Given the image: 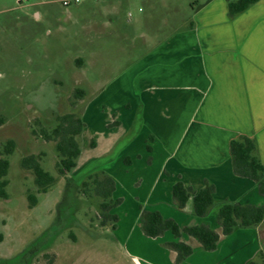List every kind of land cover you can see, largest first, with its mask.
I'll return each mask as SVG.
<instances>
[{
	"label": "crops",
	"instance_id": "crops-1",
	"mask_svg": "<svg viewBox=\"0 0 264 264\" xmlns=\"http://www.w3.org/2000/svg\"><path fill=\"white\" fill-rule=\"evenodd\" d=\"M238 1L194 0L188 20L160 40L148 38L145 52L90 97L82 116V135L97 140L92 149L124 145L117 169L103 171L116 183L114 199L123 200L112 212L119 218L113 232L136 264H176L165 246L173 242L193 250L181 264H250L262 253L264 222L229 236L218 222L225 203L264 207L259 183L235 173L231 153V142L247 137L264 166V0L231 15ZM178 182L193 194L215 187L208 216L194 214L193 197L177 207ZM140 206L181 228L209 226L221 236L217 249L208 252L185 234L147 237Z\"/></svg>",
	"mask_w": 264,
	"mask_h": 264
},
{
	"label": "rangeland",
	"instance_id": "rangeland-1",
	"mask_svg": "<svg viewBox=\"0 0 264 264\" xmlns=\"http://www.w3.org/2000/svg\"><path fill=\"white\" fill-rule=\"evenodd\" d=\"M62 1L0 0V153L16 144L9 198H0V264H136L111 227L101 226V200L81 192L90 175L117 169L124 145L92 149L97 140L87 131L79 137L80 166L63 178L56 143L41 130L54 129L57 116L82 117L90 97L127 71L148 38L160 40L188 20L194 0ZM29 156L58 179L46 194L22 168ZM29 194L38 198L32 209ZM255 262L264 264V243Z\"/></svg>",
	"mask_w": 264,
	"mask_h": 264
},
{
	"label": "trees",
	"instance_id": "trees-1",
	"mask_svg": "<svg viewBox=\"0 0 264 264\" xmlns=\"http://www.w3.org/2000/svg\"><path fill=\"white\" fill-rule=\"evenodd\" d=\"M257 1L240 0L237 3H233L230 5V13L231 15H236L248 9ZM75 93L80 97L85 95V92L79 89ZM85 128L86 124L81 116L76 113H69L57 116V125L51 131L41 130V136L46 141L56 143V151L59 157L56 167L63 178L70 175L78 167V160L82 154L79 137L83 134ZM92 147H95V143H92ZM3 149V152L0 153V198L8 199L6 188L9 186V181L7 180L10 169L9 157L14 154L16 144L10 141ZM148 150L150 151L151 148L148 147ZM231 153L234 160L235 173L240 177L249 178L259 183V191L264 196V166L257 155L256 142L247 137L234 140L231 142ZM125 163L130 165L129 160H126ZM21 164L24 170L33 172L38 194H46L58 182L56 177L43 168L39 158L36 156L24 158ZM115 191L116 183L114 179L104 171L90 175L82 183L81 188V192L85 196H95L101 200V226H110L114 231L117 229L119 218L112 212L123 203L122 199H114ZM214 193L215 187L211 184H207L201 191L193 194L192 191L185 188L182 182H178L173 187V200L179 209H184L188 201L193 197L194 214L197 217L204 218L208 216L216 204ZM28 201L30 209L38 205V198L34 194L28 195ZM140 210L142 211V231L147 237L155 239L163 237L167 232H171L176 239H180L185 234L197 239L208 252H213L217 249L221 236L209 226L199 225L181 228L175 221L164 218L159 212L147 211L142 206H140ZM218 222L224 236L231 235L238 228H256L264 222V207L225 203L218 210ZM165 246L177 254L176 264L183 263L193 254L192 248L182 242L167 243ZM250 264L257 263L251 262Z\"/></svg>",
	"mask_w": 264,
	"mask_h": 264
},
{
	"label": "built area",
	"instance_id": "built-area-1",
	"mask_svg": "<svg viewBox=\"0 0 264 264\" xmlns=\"http://www.w3.org/2000/svg\"><path fill=\"white\" fill-rule=\"evenodd\" d=\"M82 0H63L62 1V4H63V6H65V7H69V6H71V5H73V4H78V3H80ZM94 1H99V0H94Z\"/></svg>",
	"mask_w": 264,
	"mask_h": 264
}]
</instances>
